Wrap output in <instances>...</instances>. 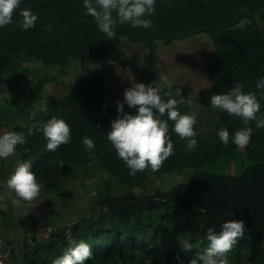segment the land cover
Listing matches in <instances>:
<instances>
[{
    "label": "trees",
    "instance_id": "16d2710c",
    "mask_svg": "<svg viewBox=\"0 0 264 264\" xmlns=\"http://www.w3.org/2000/svg\"><path fill=\"white\" fill-rule=\"evenodd\" d=\"M20 7L31 9L38 19L33 28L23 30L17 23L21 19L17 10L13 22L0 28V102L4 95L26 92L27 100L35 101L54 80L67 74L69 67L75 65L81 73L68 81L63 95L49 98L44 94L46 113L29 118L24 127L12 128L26 139L24 145L16 146L17 155L21 162L32 161L31 171L37 175V181L62 203L73 197L71 192L62 190V183L76 179L79 170L96 173L101 169L116 181L104 186L98 176L100 189L90 197L87 213L71 223L50 228L42 241L36 242L38 228L25 229L23 233L28 236L23 242V264H53L72 240L89 244L91 256L84 264H189L203 255L208 246L201 232L210 227L219 232L220 225L231 219L243 220L246 232L227 254L228 264H264V128L256 129L255 122L249 125L253 129L251 141L241 150L249 163L240 173L196 170L169 190L145 192L143 189L151 184L152 175L234 159L240 149L231 140L223 144L217 131L226 128L233 135L244 127L242 121L216 109L207 131L201 134L197 132L202 125L201 116L194 103L181 105L182 114L192 111L198 114L197 147L186 151V141L170 131L174 155L155 173L145 170L131 176L107 140L110 122L118 114L117 106L108 103L104 74L98 64L97 70L87 75H83L78 64L66 67L69 61L89 64L105 59L125 37L126 42L143 49L137 83L155 86L154 82H159L156 74L159 45L169 46L175 40L204 33L212 47L204 69L211 93L221 94L242 83L245 93L256 92L259 97L256 82L264 78V0H156L155 13L145 17L152 21L150 28L117 24L114 40L99 31L94 18L86 14L83 0H22ZM243 14L249 18L218 27L233 23ZM36 65L42 69L33 68ZM179 89L172 85L163 92H171L179 99L176 95ZM180 93L183 99H189L181 89ZM259 102L261 109L257 116L264 117V99ZM135 111L124 104L125 113ZM53 116L64 119L71 127V142L61 145L56 152L46 150L47 141L42 133L28 135L31 124ZM84 137L94 140L91 154L84 150ZM199 208L206 211L201 213ZM185 240L194 245L192 251L182 250L181 243ZM11 257L12 264H16L13 247ZM197 264L202 261L197 260Z\"/></svg>",
    "mask_w": 264,
    "mask_h": 264
},
{
    "label": "clouds",
    "instance_id": "9594fccd",
    "mask_svg": "<svg viewBox=\"0 0 264 264\" xmlns=\"http://www.w3.org/2000/svg\"><path fill=\"white\" fill-rule=\"evenodd\" d=\"M156 0H83L86 14L93 17L99 31L106 35L109 40L115 39V28L117 24H130L133 28L141 27L148 29L152 21L145 17L155 13ZM22 0H0V28L6 27L13 22V16L19 10L20 20L17 21L23 30H29L35 26L38 17L31 9L21 8ZM115 13V16L113 15ZM159 82L145 85L133 83L130 88L125 89L123 103L117 102V117L110 122V128L106 132L107 140L110 142L117 156L129 169V175L135 176L145 170L155 173L161 169L164 162L174 155L175 146L169 135L174 132L181 140H185V150L192 151L197 147L195 139L197 133V113L182 114L179 110L181 105H191L190 98L185 100L181 97L180 89L176 95L171 92H163V89L171 88L172 84L168 76L161 73ZM243 84L237 83L221 94H212L210 107L226 112L229 116L239 118L244 127L230 135L226 128L217 131L219 140L227 145L229 141L244 150L251 141L253 129L249 125L255 122L256 129L264 128V117H258L261 104L264 99V78L256 82L259 97L256 92L243 91ZM163 92V94H162ZM124 104L129 108L136 109L135 114L124 112ZM37 111L46 113L47 102H43L37 110H34L30 119H34ZM167 117L164 119L163 117ZM169 121L172 122L171 129ZM42 133L47 141L46 150L56 152L61 145L71 142V127L64 120L56 116L45 122L36 121L28 127V135ZM26 143L25 135L19 131H0V159H8L15 155L16 146ZM84 150L91 154L95 149L92 138L82 139ZM32 161L20 162L6 180L9 191L0 195V199H10L13 206H21L22 202L29 204L38 199L42 185L37 181V175L31 171ZM16 198H13L12 194ZM201 213L206 209L199 208ZM228 215H232L231 212ZM246 232L243 220L231 219L220 225V231L208 228L206 240L208 246L203 255L189 261V264H228L227 254L232 252L237 241ZM71 245L62 256L55 259L53 264H84L91 256L89 244L80 240L69 241ZM185 252L194 249V245L188 240L181 243Z\"/></svg>",
    "mask_w": 264,
    "mask_h": 264
},
{
    "label": "rangeland",
    "instance_id": "374dc122",
    "mask_svg": "<svg viewBox=\"0 0 264 264\" xmlns=\"http://www.w3.org/2000/svg\"><path fill=\"white\" fill-rule=\"evenodd\" d=\"M126 40L128 39L122 38L119 50L117 51L120 43L114 53L103 60L89 64L80 61H69L66 66L78 64L80 68L82 67L83 75H87L97 70L98 64L99 71L106 78L108 103L111 106H117V102L123 103L125 89L130 88L133 83L138 81V69L143 49L131 42H126ZM211 52L212 47L204 33L175 40L169 46L160 44L156 51L158 80L161 73L167 75L171 84L178 86L194 103L195 110L201 116L202 125L197 130L201 134L207 131L208 124L212 122L216 114V109L210 107V97L212 95L210 81L204 73ZM74 66L67 69V74H63L59 76V79L54 80L45 93L43 90L41 98L35 101L27 100L28 92L19 95H4L0 102V123L3 124L0 125V131H12L14 126L24 127L31 113L45 102L44 94L49 98L63 95L68 81L78 77L81 73ZM33 68L42 69L40 65L33 66ZM50 72L53 73V71ZM41 113L37 111L35 117H38ZM234 157L229 161L219 160L199 168H180L169 173L152 175L151 184L143 190L145 192H153L157 189L169 190L187 180L196 170L215 174L234 175L240 173L249 162L244 158L241 150H238ZM20 162L21 160L16 152L8 159H0V195H4L9 191L6 180ZM98 176L102 178L103 182H101L104 183V186L107 182H116L114 179L111 180L109 175L101 169H97L96 173H85L79 170L76 179L62 183V190L73 194V197L67 203H62L59 197L54 193H49L41 183L40 196L31 204L22 202L21 206H13L10 199H0V236L9 239L11 242L16 256V264H23L21 255L25 251L23 246L24 239L27 238V234L23 233L25 229L38 228L35 237L36 242H40L45 239L50 228L71 223L83 217L87 213L90 197L100 189L97 183ZM135 191L140 192L139 189H135ZM12 196L16 198L14 193ZM205 236L206 232L202 231L201 238Z\"/></svg>",
    "mask_w": 264,
    "mask_h": 264
},
{
    "label": "built area",
    "instance_id": "2783aa9c",
    "mask_svg": "<svg viewBox=\"0 0 264 264\" xmlns=\"http://www.w3.org/2000/svg\"><path fill=\"white\" fill-rule=\"evenodd\" d=\"M8 241L9 239L0 236V264H12V244Z\"/></svg>",
    "mask_w": 264,
    "mask_h": 264
},
{
    "label": "water",
    "instance_id": "95a60500",
    "mask_svg": "<svg viewBox=\"0 0 264 264\" xmlns=\"http://www.w3.org/2000/svg\"><path fill=\"white\" fill-rule=\"evenodd\" d=\"M244 17H245V18H249L248 15L243 14V15L239 16V17H238L233 23H229V24H227V25H218V27L232 26V25H234V24H237V23L240 21V19H242V18H244ZM250 19H251L252 22L254 23L253 18L250 17ZM255 27H256L257 32L261 34V32H260V30H259V28H258V26H257L256 24H255Z\"/></svg>",
    "mask_w": 264,
    "mask_h": 264
}]
</instances>
